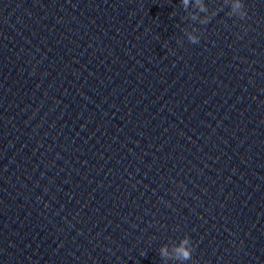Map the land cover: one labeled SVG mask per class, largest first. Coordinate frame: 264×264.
<instances>
[{"label": "clouds", "instance_id": "obj_1", "mask_svg": "<svg viewBox=\"0 0 264 264\" xmlns=\"http://www.w3.org/2000/svg\"><path fill=\"white\" fill-rule=\"evenodd\" d=\"M180 2L185 10H187L190 5H195L194 11L201 14L207 12V8L205 7V0H180ZM230 16H237L241 20L246 18L247 10L245 8L243 0H232ZM191 19L193 21H197L198 17L196 15H192ZM210 21L211 19H204L200 20L199 23L202 25H207ZM185 35L188 41L192 44H198L200 42V35L198 34H194L193 32H186ZM193 250L194 246L192 244V241L190 237L186 235L179 241V243L173 246L171 253L167 245L162 246L159 252L162 258L175 259L183 264V262L192 259Z\"/></svg>", "mask_w": 264, "mask_h": 264}]
</instances>
